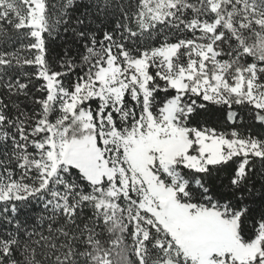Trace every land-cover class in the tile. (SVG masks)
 Wrapping results in <instances>:
<instances>
[{"label": "snow or ice", "instance_id": "snow-or-ice-1", "mask_svg": "<svg viewBox=\"0 0 264 264\" xmlns=\"http://www.w3.org/2000/svg\"><path fill=\"white\" fill-rule=\"evenodd\" d=\"M0 264H264V0H0Z\"/></svg>", "mask_w": 264, "mask_h": 264}, {"label": "trees", "instance_id": "trees-1", "mask_svg": "<svg viewBox=\"0 0 264 264\" xmlns=\"http://www.w3.org/2000/svg\"><path fill=\"white\" fill-rule=\"evenodd\" d=\"M52 2H57V0H52ZM78 14V13H77ZM58 43H62V41H59ZM74 47V51L76 50V46H73ZM60 49L58 48L57 51H59ZM217 119V116L212 114V113H209L207 114L205 117L202 118V121L203 120H206L208 121V126H215V121Z\"/></svg>", "mask_w": 264, "mask_h": 264}]
</instances>
